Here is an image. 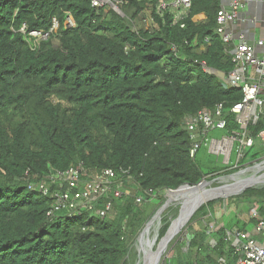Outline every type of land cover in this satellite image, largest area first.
<instances>
[{
	"label": "trees",
	"instance_id": "1",
	"mask_svg": "<svg viewBox=\"0 0 264 264\" xmlns=\"http://www.w3.org/2000/svg\"><path fill=\"white\" fill-rule=\"evenodd\" d=\"M109 1L121 13L92 0H0V264H134L132 243L159 208L162 191L236 171L203 173L197 153L189 154L184 123L218 103L227 112L243 97L240 87H224L201 63L225 75L234 67L216 33L220 0H191L176 23L170 9L156 12L158 0ZM199 12L205 21L193 20ZM54 18L58 27L51 30ZM30 31L47 36L36 39ZM226 114L228 128H237ZM250 129H264V117ZM79 162L94 173L129 169L133 182L124 183L105 217L64 211L48 217L51 197L28 181ZM233 200L240 211L256 206L264 216V187ZM217 201L223 199L200 202L186 224L187 240L176 241L165 264H235L223 226L208 241ZM175 216L161 220L159 242L172 222L161 245Z\"/></svg>",
	"mask_w": 264,
	"mask_h": 264
},
{
	"label": "built area",
	"instance_id": "2",
	"mask_svg": "<svg viewBox=\"0 0 264 264\" xmlns=\"http://www.w3.org/2000/svg\"><path fill=\"white\" fill-rule=\"evenodd\" d=\"M259 1L264 3V0ZM108 2L114 4L109 0H92L94 6H102ZM190 6L191 0H158L155 9L160 15L170 9L174 14L173 23H176L186 16ZM241 6V0H233L228 7L220 8L216 15V33L229 47L234 38L225 28L228 22L235 21ZM116 11L121 13L119 8ZM67 22L68 25L73 24L70 17ZM57 27L58 21L54 18L51 30ZM20 30L26 31V25L23 24ZM29 34L36 39L47 36L39 31H30ZM205 40L208 41V38ZM233 47L231 54L234 67L225 75L226 85L240 87L243 97L227 112L234 116L238 127L228 128V115L222 103L216 104L212 109H200L187 116L184 123L190 132L191 157L196 155L202 145H206L209 153L222 156V163L228 169H244L264 163V129L257 133L250 129L251 125L264 117V38L251 42L249 38L239 35ZM257 47L262 49L260 53L256 52ZM201 63L206 71L205 63ZM214 130L223 131L222 135L211 136L210 133ZM249 150L251 153L245 155ZM255 150L260 154L252 157V154H257ZM125 182H133L129 169L117 171L104 168L94 173L79 162L66 170H52L46 176L29 180L28 188L37 189L43 195L51 197L48 217H53L57 211H64L69 215L88 212L105 217L114 209L113 199L122 197ZM147 193L151 195L152 190ZM102 199L103 205L96 207V203ZM135 201L140 203L143 199L137 196ZM250 219L252 227L249 230L233 228L225 231V239L233 249L236 264H264V216L254 207L250 210Z\"/></svg>",
	"mask_w": 264,
	"mask_h": 264
},
{
	"label": "rangeland",
	"instance_id": "3",
	"mask_svg": "<svg viewBox=\"0 0 264 264\" xmlns=\"http://www.w3.org/2000/svg\"><path fill=\"white\" fill-rule=\"evenodd\" d=\"M107 4L110 7H113L116 10H118V8L116 7L117 6L116 4H115L116 6L114 4H110L109 2ZM222 132L223 131H221V130H214L210 134H211V136L214 135V136H219L220 137L222 135ZM259 154L260 153H257L256 155H259ZM195 160H196L197 164L199 165L200 169L202 170V172L205 173V174L206 173L208 174V173H210L212 171H215V170H220V169L224 168V166H225L222 163V156H217V155L209 153L208 149H207V146H201L199 148ZM238 169H236V170H238ZM263 172H264V169L258 171L257 174H261ZM217 185H218V183H212V184L206 185V186H198L197 189H192V190L191 189H184V190H181L180 192H178L173 197L172 203L166 209H164L162 211V213H161L162 218L165 215H168V214H169L170 217L176 215L177 218H176V220L174 222V225H173V227L171 229L169 239L163 245H161V241L159 242L158 237H157V239L155 241V244L153 246L154 250H156L157 248H159L158 251L161 250V254H160V257H159V264H165L166 260H170L175 255V251L173 249V246H174V244L176 243L177 240H179V241H186L187 240V228H186V225L181 226V228H179V229H178V227L181 224H183V222L185 221L186 217L191 212V210L194 209V206L196 204L200 203L201 201L205 202L206 199L210 196V195L205 196L206 192L205 191H199L198 188L209 189L208 193H210L211 190L213 189L212 187H215ZM191 191H194V194H196V195L195 196H194V194L192 195ZM168 192H169V190H164V191L161 192V193H163L164 198L159 202V203H161L160 206L167 199ZM222 199H223V201H220V202L217 201L214 204V213L212 215V218H211L210 222L206 225V232H207V234H209V236H208L209 243H213L214 242V239L212 238L211 233L213 232L215 226L222 225V223H224V219L225 218H224L223 215H225L226 218H227L231 214H233L232 213L233 211L236 214L240 213V212H238L239 208H236L235 204L233 203L234 200L232 202H230V201H228V198H222ZM214 200H216V199H214ZM142 203L143 202H140V204H142ZM180 204L183 205V209L179 213ZM178 213H179V215H178ZM242 213H247V210L244 209ZM242 213L239 214V216L245 218V216H247V215L246 214H242ZM153 215H151L145 221V223L143 224V226L140 229L139 233H141V231L144 229L146 223L151 219V217ZM225 221H226V219H225ZM150 228L151 227L148 228L147 232H151L150 235H149L150 236L149 238H152L154 236V233H155V227L151 231H149ZM147 234L145 235V237L147 236ZM140 243L141 242H139L135 246L132 243V246H131L130 252L128 254V257L130 258V260L134 261V263L136 262L137 259H140V264H142V255H141V251L139 249L140 248ZM160 245H161V247H160ZM135 248L138 249V251ZM184 249H186V248H184ZM138 252H140V254H138ZM137 254H138V256H137ZM138 264H139V261H138Z\"/></svg>",
	"mask_w": 264,
	"mask_h": 264
},
{
	"label": "water",
	"instance_id": "4",
	"mask_svg": "<svg viewBox=\"0 0 264 264\" xmlns=\"http://www.w3.org/2000/svg\"><path fill=\"white\" fill-rule=\"evenodd\" d=\"M260 3H263V2L261 1ZM206 71L210 72V73H215V74L219 75L220 77H222L223 86L224 87L226 86V78H225V74L223 72L217 71V70L210 68V67H207ZM263 168H264V163H260L256 166H253V167L238 169L232 173L219 175V176L214 177L210 180L202 179L199 183H197L195 185L183 184V185H180L176 189H171V190L169 189V191H176V190H179L180 188L193 189V188H196L200 185H210L212 183H218L217 186L213 187V189L210 192V196L206 199V201L204 203H207V202L212 201L214 199L229 198L231 196L241 194L247 188H252V187L253 188H262V187H264V172L261 174H257V172L260 170H263ZM253 179L255 181H251ZM204 203L198 204L193 210H191V212L188 214V216L186 217L183 224H181L178 227V229L181 228V226L186 225L188 223V221L191 219V217L193 216V214L196 212V210ZM166 204H167V199L156 210V212L151 217V219L146 223V225H147L148 223H150L153 220H156V222H157L156 226H155L154 236L152 238L147 237V241L144 243L146 250H145L143 257H142V264H159V257L161 254V250L158 251V248L156 250H154L153 246H154L155 241L159 235V229L162 225L161 213L164 210V208L166 207ZM171 225H172V222L170 223L169 228L171 227ZM169 228H168V230H169ZM168 230H167V232H168ZM142 231H141V233H142ZM167 232H166V234H167ZM141 233H139L138 236L136 237V239L134 240V242H133L134 246L136 245V242L140 239ZM166 234H165V236H166ZM165 236L162 238L161 243L164 240ZM136 250L138 251V249H136ZM137 256H138V254H137ZM139 260L140 259H137L134 264H138Z\"/></svg>",
	"mask_w": 264,
	"mask_h": 264
},
{
	"label": "crops",
	"instance_id": "5",
	"mask_svg": "<svg viewBox=\"0 0 264 264\" xmlns=\"http://www.w3.org/2000/svg\"><path fill=\"white\" fill-rule=\"evenodd\" d=\"M231 1L233 0H220L221 8L228 7ZM241 2H242V6L238 9L235 21L227 23L226 28H225L226 31L232 34L234 38V42L236 38L239 37V35H243L248 38L250 37L249 41L251 42L264 38V23H263L264 22V3H260L259 0H241ZM206 18H207V15L205 12H199L198 14L194 15L193 20L195 22H203L206 20ZM234 42L232 43V45H230L231 53H233ZM261 50H262L261 48L257 47L256 52L260 53ZM202 146H206V145H202ZM255 152L257 153L258 151L255 150ZM250 210H247V213H242V211L239 210L238 212L240 213L238 214H236L233 211L232 212L233 214H231L227 218L225 215H223L226 221L224 219V223L218 226H223L225 228V231L231 230L233 228H239V229L244 228L243 230H249L252 227V221L250 219ZM213 213H214V206H213ZM241 213L246 214L247 216H245V218L239 216V214ZM216 227L217 226H215V228ZM235 264H236V259H235Z\"/></svg>",
	"mask_w": 264,
	"mask_h": 264
},
{
	"label": "bare ground",
	"instance_id": "6",
	"mask_svg": "<svg viewBox=\"0 0 264 264\" xmlns=\"http://www.w3.org/2000/svg\"><path fill=\"white\" fill-rule=\"evenodd\" d=\"M251 181H255L254 179L253 180H251ZM200 186H206V185H200ZM213 188V187H212ZM183 189H189V188H180L179 190H176V191H173L170 195H169V197L167 198V204H166V207L164 208V209H166L171 203H172V199H173V197L178 193V192H180L181 190H183ZM193 189H197V187L196 188H193ZM192 190V189H191ZM198 190L199 191H205L206 192V195L205 196H207V195H210V193H208L209 192V189H206V188H198ZM192 192V195L194 194V191H191ZM196 194H194V196H195ZM204 196V195H203ZM156 220H153V221H151L150 223H148L145 227H144V230L142 231V233H141V237H140V239L136 242V245L139 243V242H141L140 243V251H141V255H142V257H143V254H144V252H145V250H146V248H145V246H144V243L147 241V237H150L149 235H150V233L151 232H147L148 231V228L149 227H151L150 228V230L149 231H151L155 226H156ZM148 233V234H147ZM147 234V236L145 237V235ZM146 239H145V238ZM138 254H140V252H138ZM139 264H140V260H139Z\"/></svg>",
	"mask_w": 264,
	"mask_h": 264
}]
</instances>
